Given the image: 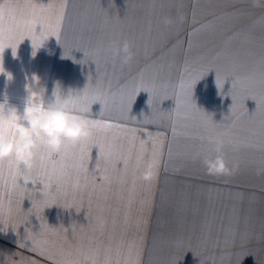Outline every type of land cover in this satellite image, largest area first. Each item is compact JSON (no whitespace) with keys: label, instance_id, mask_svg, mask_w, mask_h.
Masks as SVG:
<instances>
[{"label":"rangeland","instance_id":"1","mask_svg":"<svg viewBox=\"0 0 264 264\" xmlns=\"http://www.w3.org/2000/svg\"><path fill=\"white\" fill-rule=\"evenodd\" d=\"M13 2L0 101L56 86L101 123L0 163V224L93 264H264V0Z\"/></svg>","mask_w":264,"mask_h":264},{"label":"clouds","instance_id":"2","mask_svg":"<svg viewBox=\"0 0 264 264\" xmlns=\"http://www.w3.org/2000/svg\"><path fill=\"white\" fill-rule=\"evenodd\" d=\"M112 51L124 63L133 56L127 41ZM28 92L22 113L7 100L0 101V163L18 170H30L38 161L61 153L66 145L79 144L95 129L96 120L87 114L90 106L77 105L74 93L65 95L55 86L52 98L45 101L44 91L30 88Z\"/></svg>","mask_w":264,"mask_h":264},{"label":"crops","instance_id":"3","mask_svg":"<svg viewBox=\"0 0 264 264\" xmlns=\"http://www.w3.org/2000/svg\"><path fill=\"white\" fill-rule=\"evenodd\" d=\"M104 46L103 43V49ZM100 54L112 55L110 52L103 53V51ZM7 231L15 233L14 235L20 238H7L5 235ZM23 231L22 225L0 224V264H93V262L83 261V257L71 255L66 250L67 246L63 245L64 241L60 242L62 245H59L64 250L57 254L56 241L25 239L22 234H18Z\"/></svg>","mask_w":264,"mask_h":264},{"label":"snow or ice","instance_id":"4","mask_svg":"<svg viewBox=\"0 0 264 264\" xmlns=\"http://www.w3.org/2000/svg\"><path fill=\"white\" fill-rule=\"evenodd\" d=\"M19 6L17 4H15L13 2V0H3V2H0V33L3 32H8L9 33V39H11V28H6L4 25V20H5V16L6 14L9 15L10 19H15L14 16L11 15L12 11L16 8H18ZM34 7V6H33ZM38 21L36 20H32V21H28L27 23L31 24V23H36ZM3 69L0 68V71H2ZM194 83V78L189 80L188 84H187V88L190 90L192 87V84ZM101 122L99 121H95V127L98 126Z\"/></svg>","mask_w":264,"mask_h":264}]
</instances>
